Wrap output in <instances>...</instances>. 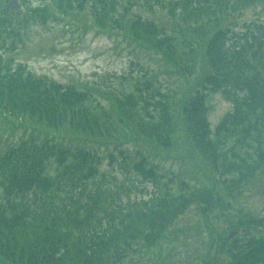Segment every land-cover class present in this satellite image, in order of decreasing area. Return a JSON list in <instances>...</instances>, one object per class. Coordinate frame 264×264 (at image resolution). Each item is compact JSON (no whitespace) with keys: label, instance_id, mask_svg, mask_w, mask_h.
<instances>
[{"label":"trees","instance_id":"16d2710c","mask_svg":"<svg viewBox=\"0 0 264 264\" xmlns=\"http://www.w3.org/2000/svg\"><path fill=\"white\" fill-rule=\"evenodd\" d=\"M6 1L0 0V131L20 133L0 147V261L119 264L134 239L153 244L192 205L210 214L223 206L221 191L234 196L264 168V19L241 18L264 0H44L38 6L19 0L22 15L8 14ZM85 5L99 27L120 30L180 75L199 68L179 116L153 74L129 88L86 90L36 76L8 55L28 24ZM133 6L166 9L173 24L138 15L126 22ZM218 92L232 107L212 130L208 99ZM131 130L134 143L157 151L172 150L181 134L211 168L210 185L180 181L174 190L157 163L125 143ZM146 183L155 191L131 199ZM229 226L255 234L221 239L203 264H264V219L241 216ZM222 249L226 262L217 259Z\"/></svg>","mask_w":264,"mask_h":264},{"label":"rangeland","instance_id":"374dc122","mask_svg":"<svg viewBox=\"0 0 264 264\" xmlns=\"http://www.w3.org/2000/svg\"><path fill=\"white\" fill-rule=\"evenodd\" d=\"M31 1L32 6L45 2ZM134 15L155 23L163 22L167 27L173 24L168 11L159 7L147 10L145 6H133L126 14V22ZM241 18L247 21L264 19V4L246 9ZM8 55H12L15 63L23 64L36 76L86 90L103 89V84L117 89L129 88L143 74H153L162 90L170 94L172 111L177 116L180 115L181 102L191 94L199 73L196 66L195 74L184 77L167 66L159 55L136 48L120 30L99 27L88 5L65 14L54 10L53 17L45 23L28 24L22 42ZM96 96L107 107L110 105L106 96ZM208 105L207 121L214 130L222 115L231 110L232 104L218 92L209 95ZM19 133L3 128L0 131V147L5 148L6 143L13 142ZM126 136L124 140L131 141L125 143L141 148L158 164L163 180L172 179L170 185L174 190H177L180 181L197 187L210 185L213 178L211 168L181 134H178V143L169 151H157L142 142L134 143L133 139L138 137L132 130ZM100 148V151L107 152L103 146ZM102 168L108 169L107 160H104ZM116 179L121 182L122 176L116 173ZM217 190L221 191L220 186H217ZM153 191L155 188L146 183L135 188L130 198L146 199ZM220 193L223 206L216 207L206 216L201 215L195 205L190 206L160 233L153 244L145 241L144 236L134 239L127 258L119 264H203L204 259L208 257L211 260L215 256L216 245L225 237L226 228L230 227L231 222L238 221L241 216L245 219H264V168L234 196L224 191ZM246 234L252 236L255 233L250 230ZM226 251L222 249L218 252L219 262L228 261ZM0 264L8 263L0 261Z\"/></svg>","mask_w":264,"mask_h":264},{"label":"water","instance_id":"95a60500","mask_svg":"<svg viewBox=\"0 0 264 264\" xmlns=\"http://www.w3.org/2000/svg\"><path fill=\"white\" fill-rule=\"evenodd\" d=\"M6 10L8 13H12L15 12L17 15L20 14V4L18 2V0H9L8 4L6 6ZM242 232H246V231H242ZM237 232H230L228 234V236L226 237V240H229L230 238H232L233 236L236 235Z\"/></svg>","mask_w":264,"mask_h":264}]
</instances>
